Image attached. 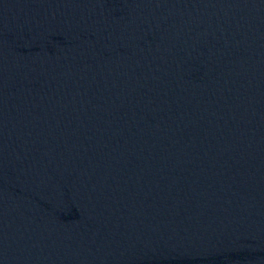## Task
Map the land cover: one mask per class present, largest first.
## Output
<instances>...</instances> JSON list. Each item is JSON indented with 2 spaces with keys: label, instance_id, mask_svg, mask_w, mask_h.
I'll use <instances>...</instances> for the list:
<instances>
[{
  "label": "water",
  "instance_id": "1",
  "mask_svg": "<svg viewBox=\"0 0 264 264\" xmlns=\"http://www.w3.org/2000/svg\"><path fill=\"white\" fill-rule=\"evenodd\" d=\"M0 264H264V0H0Z\"/></svg>",
  "mask_w": 264,
  "mask_h": 264
}]
</instances>
